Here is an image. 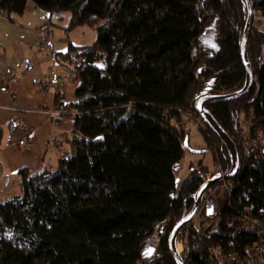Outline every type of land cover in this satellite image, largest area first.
I'll return each mask as SVG.
<instances>
[{
	"label": "trees",
	"instance_id": "trees-1",
	"mask_svg": "<svg viewBox=\"0 0 264 264\" xmlns=\"http://www.w3.org/2000/svg\"><path fill=\"white\" fill-rule=\"evenodd\" d=\"M30 2L50 15L69 13L67 36L87 27L97 39L77 46L67 38L57 58L80 84L78 102L67 104L62 92L54 101L56 120H73L72 153L54 171L15 173L18 193L0 201V264H176L168 238L192 211L207 171L199 164L182 182L175 175L189 139L185 115L198 120L202 98L245 87L246 1L0 0V16L13 21ZM254 2L252 90L207 107L236 144L240 173L204 196L202 220L180 234L184 264H264V0ZM202 133L229 172L222 141L206 125ZM225 183L234 187L223 190ZM209 225L217 232L207 234ZM160 226L147 259L145 244Z\"/></svg>",
	"mask_w": 264,
	"mask_h": 264
},
{
	"label": "crops",
	"instance_id": "crops-1",
	"mask_svg": "<svg viewBox=\"0 0 264 264\" xmlns=\"http://www.w3.org/2000/svg\"><path fill=\"white\" fill-rule=\"evenodd\" d=\"M39 12L45 13L28 5L23 16H15L13 21L4 17L0 20V132L7 127L9 133L6 145L1 143L4 133L0 135V174L2 167L9 172L7 180L0 181V201L18 193L19 180L15 175L18 170L27 169L32 173L54 171L60 159L72 153L73 120L70 116H63L57 121L54 101L62 92L67 104L78 102L76 90L79 82L71 81L62 89L56 85L57 78L69 77L63 65L57 62L59 54L68 49L67 38L77 44L71 39L72 33L67 36L64 31L70 17L47 13L40 16ZM34 16L37 19L35 24L30 19ZM45 25L49 27L43 30ZM56 28L66 35L59 39L60 44L55 45L51 40L46 51L33 54L31 44L37 42L35 38L41 41L43 33H47L52 39ZM53 63L63 71L58 72ZM6 72L15 78L7 86L2 81ZM11 124L16 129L12 130ZM53 138L61 142L60 148L53 146L52 149Z\"/></svg>",
	"mask_w": 264,
	"mask_h": 264
},
{
	"label": "water",
	"instance_id": "water-1",
	"mask_svg": "<svg viewBox=\"0 0 264 264\" xmlns=\"http://www.w3.org/2000/svg\"><path fill=\"white\" fill-rule=\"evenodd\" d=\"M248 6V20L246 23V27L241 39L240 43V56L245 67L247 73V79L245 87L236 93L229 94L226 96H218V97H205L202 98L196 105V112L200 116V119L203 123L210 128L222 141L225 148L227 149L230 158H231V170L225 174H221L204 183L196 195L194 196V207L188 216H185L172 230L170 236L168 238V248L169 252L174 259L176 264H184L181 254L177 251L178 239L182 231L186 226L191 224L199 215L204 196L214 188L218 183H220L224 179H232L239 176L240 173V155L238 148L234 141L229 137V135L221 128V126L216 122L213 115L207 110L209 105L224 103V102H233L236 101L246 95H248L254 84V75L252 72L251 65L248 59V50L251 42V37L253 34L254 26H255V2L254 0H245ZM207 215L212 217L214 215L213 210L208 209ZM144 255L147 259H151L156 254V249L150 245V243H146L144 247ZM151 249V254H149V250Z\"/></svg>",
	"mask_w": 264,
	"mask_h": 264
},
{
	"label": "rangeland",
	"instance_id": "rangeland-1",
	"mask_svg": "<svg viewBox=\"0 0 264 264\" xmlns=\"http://www.w3.org/2000/svg\"><path fill=\"white\" fill-rule=\"evenodd\" d=\"M29 5L34 6L32 2H30ZM39 14L40 16H46L45 13H44L45 15L41 12H39ZM63 16L64 18H69L70 14L63 13ZM1 19L2 17H0V20ZM30 19L33 20L34 24L37 21L35 16ZM73 32H72L71 39L77 45H82V46L92 45L95 43L97 39L96 29H90L87 27H83L82 29H79ZM65 36H66L65 33L61 29L56 28L54 29L53 36H52L54 39L52 38L51 40H53L54 44L57 45V44H60L59 39ZM35 40H37V42L34 41L33 44H31V47L33 49L32 50L33 54L34 53L36 54L37 52H39L38 45L40 43V39L38 40L35 38ZM55 65L56 64L53 63V67L58 72L63 71L62 69L55 67ZM185 122L188 125L187 128L189 131V139L184 146L185 157L183 161L175 168V175L180 182L184 181L186 178L190 176L192 166L193 168H196L197 170H201L202 168L199 167V164H202L207 169L206 172H203L204 174L208 172L212 173L217 170V165L213 160V153L211 151V148L208 146L207 142L204 139L203 133H202V129L205 128V124L203 123L201 119L195 120L194 117L193 119L187 117ZM7 129H8L7 127L3 128L4 135L1 132V135H3V141L1 143L3 145H6L7 138L9 137V133ZM52 149H54L53 145H52ZM1 170H2V173L0 174V181L4 182L5 180H7L9 176V172L7 169L4 170L3 167L1 168ZM201 220H202L201 217L199 218L197 217L195 219V224H198ZM156 235H159V232ZM181 237L182 235L180 236V238ZM181 246H182V252H181V255H182L184 249H183L182 244Z\"/></svg>",
	"mask_w": 264,
	"mask_h": 264
},
{
	"label": "built area",
	"instance_id": "built-area-1",
	"mask_svg": "<svg viewBox=\"0 0 264 264\" xmlns=\"http://www.w3.org/2000/svg\"><path fill=\"white\" fill-rule=\"evenodd\" d=\"M50 43H51V35L50 34H47V33H43V35L41 37L40 44L38 46L39 51L40 52L46 51L49 48ZM14 80H15V78L12 77V75L9 74V73H7V72L4 73L3 76H2V81L5 84V86H7L8 83H12ZM69 83H70V79L69 78H57L56 79V85L60 89L64 88ZM185 116H186V118L188 117V118L193 119V115L192 114H186ZM54 118H58V114H55L54 115ZM52 144L56 148H60L61 147V142L57 138H53L52 139ZM221 174H225V172L222 171L221 167H217V170L216 171H214L212 173L209 172L207 174L202 175L203 183H206L209 180H211L212 178H214L216 176H219ZM224 180H222V181H224ZM228 187L229 188H233L234 187V184L233 183H225V184H223V186L221 188L223 190H227V189H229ZM210 218L213 219V217H210ZM162 228H163V226H160L157 229L156 234L159 232V235H156L155 234L153 236V238L151 239V241L149 242L150 245L153 246L154 248H156L158 246L159 242H160V235L162 233ZM217 230H218V227L217 226H214L213 227L212 225H209L207 227V234H213V233L217 232ZM262 252L264 253V250ZM260 264H262V262H260Z\"/></svg>",
	"mask_w": 264,
	"mask_h": 264
},
{
	"label": "bare ground",
	"instance_id": "bare-ground-1",
	"mask_svg": "<svg viewBox=\"0 0 264 264\" xmlns=\"http://www.w3.org/2000/svg\"><path fill=\"white\" fill-rule=\"evenodd\" d=\"M177 251H178L179 254H181V252H182V246L179 243H178V246H177Z\"/></svg>",
	"mask_w": 264,
	"mask_h": 264
},
{
	"label": "snow or ice",
	"instance_id": "snow-or-ice-1",
	"mask_svg": "<svg viewBox=\"0 0 264 264\" xmlns=\"http://www.w3.org/2000/svg\"><path fill=\"white\" fill-rule=\"evenodd\" d=\"M214 46V45H213ZM149 254H151V249L149 250Z\"/></svg>",
	"mask_w": 264,
	"mask_h": 264
}]
</instances>
